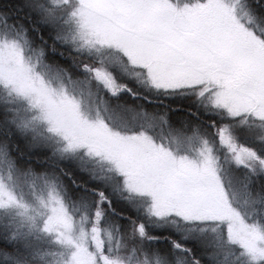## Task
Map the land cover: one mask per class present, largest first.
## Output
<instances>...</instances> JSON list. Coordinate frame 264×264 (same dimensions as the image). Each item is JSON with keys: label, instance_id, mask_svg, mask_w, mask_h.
Returning <instances> with one entry per match:
<instances>
[{"label": "snow or ice", "instance_id": "6c2138e0", "mask_svg": "<svg viewBox=\"0 0 264 264\" xmlns=\"http://www.w3.org/2000/svg\"><path fill=\"white\" fill-rule=\"evenodd\" d=\"M0 264H264V0H0Z\"/></svg>", "mask_w": 264, "mask_h": 264}]
</instances>
